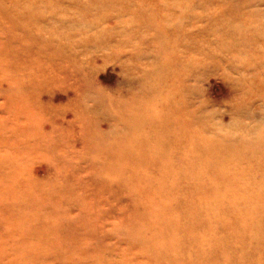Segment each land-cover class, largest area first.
Here are the masks:
<instances>
[{"label":"rangeland","instance_id":"obj_1","mask_svg":"<svg viewBox=\"0 0 264 264\" xmlns=\"http://www.w3.org/2000/svg\"><path fill=\"white\" fill-rule=\"evenodd\" d=\"M0 264H264V0H0Z\"/></svg>","mask_w":264,"mask_h":264}]
</instances>
